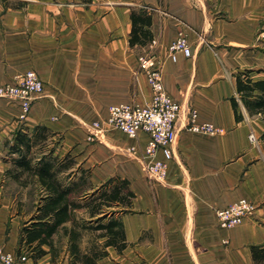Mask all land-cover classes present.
Returning <instances> with one entry per match:
<instances>
[{
    "label": "crops",
    "instance_id": "0c3cea01",
    "mask_svg": "<svg viewBox=\"0 0 264 264\" xmlns=\"http://www.w3.org/2000/svg\"><path fill=\"white\" fill-rule=\"evenodd\" d=\"M135 11L151 15L152 38L145 45L129 44ZM179 31L186 33L191 56L179 53L172 61L166 49ZM139 55L162 62L163 86L181 107L163 180L143 171L145 133L132 139L92 127L107 117L110 104L150 103ZM27 70L40 76L43 92L24 115L0 97V141L44 125L56 154H70L89 170L92 190L118 177L133 193L131 203L113 214L126 246L106 247L97 264H264L251 254L252 246L264 247V112L250 115L235 83L243 71L251 80L264 79V0H0V85ZM192 110L198 122H211L223 134L189 130ZM156 157L162 158L159 152ZM4 186L3 180L4 249L25 253L27 264H79L72 263L61 229L54 235L62 239L58 251L53 240L36 258L19 248L34 211L26 215L23 200L15 201ZM241 198L253 203L250 216L228 230L219 227L214 210Z\"/></svg>",
    "mask_w": 264,
    "mask_h": 264
},
{
    "label": "trees",
    "instance_id": "16d2710c",
    "mask_svg": "<svg viewBox=\"0 0 264 264\" xmlns=\"http://www.w3.org/2000/svg\"><path fill=\"white\" fill-rule=\"evenodd\" d=\"M130 15L129 44H147L152 38L148 29L151 15L136 11ZM235 83L247 112L250 115L263 113L264 79L251 80L249 71H243L236 74ZM231 105L236 120L242 118L237 112L235 98L231 99ZM47 133L49 139L52 138L53 134L44 125L31 130L18 129L6 145L9 153L17 156L10 158L12 168L5 175L19 180L22 174H27L35 179L42 192L30 217L31 222L21 229L19 248L29 249L34 258L40 257L46 252L42 249L43 244L51 247L54 235L61 229L67 236L66 246L72 263L97 264L98 259L107 253L106 247L122 249L126 246L122 224L113 214L117 211L115 207H126L131 203L133 193L127 187V180L118 177H112L92 190L89 170L77 165L70 154L62 157L53 154L54 147L35 156L32 147L44 140ZM78 210H82L84 216H77ZM86 231L92 234L93 240L83 251L79 243ZM251 254L255 261L264 259V247L252 246Z\"/></svg>",
    "mask_w": 264,
    "mask_h": 264
},
{
    "label": "built area",
    "instance_id": "2783aa9c",
    "mask_svg": "<svg viewBox=\"0 0 264 264\" xmlns=\"http://www.w3.org/2000/svg\"><path fill=\"white\" fill-rule=\"evenodd\" d=\"M166 50L172 61L177 60L179 53L190 57L191 49L186 33L179 31ZM137 58L138 68L144 73L147 85L151 89L150 103L110 104L107 108V117L103 121L96 120L92 127L99 131L119 130L132 139H138L140 133H145L148 139L139 151L143 171L150 178L163 180L168 174V164L172 159L171 145L176 136L175 123L181 107L163 86L162 62L153 55H139ZM42 92L43 81L34 70L16 74L8 83L0 85V97L17 103L23 115L29 111L33 99ZM189 114L186 127L192 132L206 135L223 134L224 130L211 122H198L196 111L192 110ZM249 139L254 141V136L250 134ZM128 151L135 154L136 148L130 147ZM158 152L162 158L156 157ZM253 208L252 202L241 198L224 208L215 209L214 213L219 227L228 230L250 216ZM27 260L25 253L7 251L0 243V264H27Z\"/></svg>",
    "mask_w": 264,
    "mask_h": 264
},
{
    "label": "rangeland",
    "instance_id": "374dc122",
    "mask_svg": "<svg viewBox=\"0 0 264 264\" xmlns=\"http://www.w3.org/2000/svg\"><path fill=\"white\" fill-rule=\"evenodd\" d=\"M68 2V0H65ZM51 139V140H50ZM49 139V134H46V138L37 144H35L32 148V151L36 154L35 156L39 155V152H48L47 150L54 147V153L56 154V147L54 145V141L52 138ZM7 142L0 141V182L4 180V189L9 191L11 194V197H15V201L18 199L23 200L24 205V211L27 214L31 212H35V207L38 204L39 198L41 196V192L38 189V184L36 183L35 179L31 176H28L27 174H22L19 180H14V178L8 177L9 175H5L6 168L11 167L12 163H9L7 159H10L12 156L16 157V154H10L9 149L7 147H4V144ZM19 201V200H18ZM77 216L82 217L84 216L82 210L76 211ZM92 239V234L89 232H84L83 237L80 240V246L85 247ZM101 241L99 240L98 243ZM53 244L56 247L62 246V239L60 235L58 234L57 237L54 236L53 238ZM56 247V248H57Z\"/></svg>",
    "mask_w": 264,
    "mask_h": 264
}]
</instances>
